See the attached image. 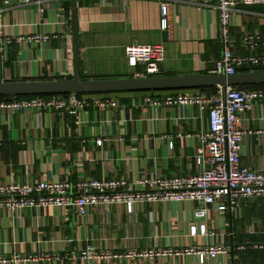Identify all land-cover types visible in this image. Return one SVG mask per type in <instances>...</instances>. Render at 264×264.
Returning a JSON list of instances; mask_svg holds the SVG:
<instances>
[{
  "label": "crops",
  "instance_id": "0c3cea01",
  "mask_svg": "<svg viewBox=\"0 0 264 264\" xmlns=\"http://www.w3.org/2000/svg\"><path fill=\"white\" fill-rule=\"evenodd\" d=\"M71 1L40 0L0 8V82L72 77ZM214 5L215 0L173 2L166 32L160 28L159 0H75L82 78L137 77L143 67L127 63L128 44H163L165 58L155 76L211 73L222 49ZM245 32L255 33L254 51L264 54V4L246 6L235 0L229 35L236 55L248 52L240 42ZM35 33L48 38L22 39ZM244 67L248 66L240 68ZM187 90L195 89L79 93L69 104L86 100L87 105L74 115L0 109V183L131 180L146 172L162 177L195 174L198 142L192 135L207 128L206 114L199 115L194 106L144 104L149 95ZM95 99L102 103L95 104ZM178 116L186 117L175 121ZM245 119L252 133L244 138L240 164L264 170V99L245 113ZM97 138H104L102 146L95 144ZM201 206L197 201H143L129 214L122 204L91 205L84 217L71 207L0 209V264H200L189 254L105 261L81 260L79 252L89 247L112 252L146 246L199 247L220 239L228 254L203 264H264V249L250 247L264 243V198L241 199L238 216L208 205L205 217H195L194 210ZM242 244L247 245L239 249ZM44 254H56L58 259H40Z\"/></svg>",
  "mask_w": 264,
  "mask_h": 264
},
{
  "label": "built area",
  "instance_id": "2783aa9c",
  "mask_svg": "<svg viewBox=\"0 0 264 264\" xmlns=\"http://www.w3.org/2000/svg\"><path fill=\"white\" fill-rule=\"evenodd\" d=\"M40 0H0V8L11 4L28 5ZM180 0H159L160 28L168 32L170 5ZM208 2L209 0H203ZM246 6L263 5L264 0H241ZM235 0H215L218 12L221 55L215 61L211 73L232 75L243 66L264 67V54L254 51L255 33L245 32L240 42L248 52L236 55L230 48V17ZM60 25L62 23L60 22ZM46 34H31L22 39L30 42L46 41ZM127 63L134 67L140 65L143 71L137 77L155 76L160 72V65L165 58L163 44H128L124 46ZM74 96L48 97L35 96L29 99H12L0 101V109L9 112L30 109L41 112L59 111L70 115L79 113L87 105L86 100H79L69 104ZM264 99V92L260 90L240 89L235 86H215L213 90H187L165 93L164 95H149L144 98L147 107L155 108L169 105L182 109L194 106L199 115L206 114L207 128L194 132L198 145L193 159L199 171L195 174L157 176L146 172L142 176L128 180L124 177L114 178H80L76 182L42 179L36 183H20L13 180L0 183V209L20 212L24 208H38L43 206L71 207L78 216L87 215L91 205L122 204L126 212L132 214L135 206L143 201H197L202 204L194 210V216L203 218L207 215L208 205L215 206L219 212L230 209L238 216L239 202L243 198H264V170L249 169L240 164L244 138L252 131L246 125L245 113ZM94 103L102 102L95 99ZM110 105L113 102L110 101ZM184 116L174 117L177 121ZM242 123L245 127L242 128ZM104 138H97L95 144L102 146ZM170 145V143H169ZM78 164L81 161H77ZM202 234L205 226L202 224ZM196 226L190 227V234L196 233ZM213 236V232H209ZM242 244L239 249H244ZM252 248L264 249V243L250 244ZM228 247L220 239L199 247H151L141 249L129 248L123 252H112L109 249L97 250L94 247L82 249L79 252L81 260L102 259L126 260L143 259L147 261L169 258L181 255L196 256L203 264L206 260H213L226 256ZM40 259H58L56 254L41 255Z\"/></svg>",
  "mask_w": 264,
  "mask_h": 264
},
{
  "label": "water",
  "instance_id": "95a60500",
  "mask_svg": "<svg viewBox=\"0 0 264 264\" xmlns=\"http://www.w3.org/2000/svg\"><path fill=\"white\" fill-rule=\"evenodd\" d=\"M70 27L73 74L66 80H33L0 82V96L42 94L100 93L115 91H150L169 89H197L200 87L244 86L264 84V71L225 74H197L185 76H148L108 79H83L80 74L78 30L75 0H72ZM228 210H230L228 208Z\"/></svg>",
  "mask_w": 264,
  "mask_h": 264
},
{
  "label": "trees",
  "instance_id": "16d2710c",
  "mask_svg": "<svg viewBox=\"0 0 264 264\" xmlns=\"http://www.w3.org/2000/svg\"><path fill=\"white\" fill-rule=\"evenodd\" d=\"M238 72H249V71H264V67L261 68H256V67H244V68H238ZM240 89H247V90H262L264 89V84H259V85H244V86H235ZM214 87H200L197 89L200 90H213ZM102 93V92H100ZM79 94V93H78ZM51 95H57V96H69V93H60V94H42V95H24V96H0V101H10L12 99H29L33 98L35 96H40V97H48Z\"/></svg>",
  "mask_w": 264,
  "mask_h": 264
}]
</instances>
